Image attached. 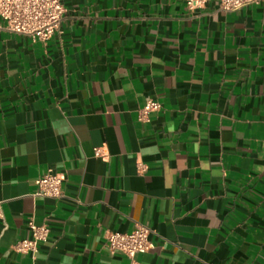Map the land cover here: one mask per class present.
Masks as SVG:
<instances>
[{
  "label": "crops",
  "instance_id": "1",
  "mask_svg": "<svg viewBox=\"0 0 264 264\" xmlns=\"http://www.w3.org/2000/svg\"><path fill=\"white\" fill-rule=\"evenodd\" d=\"M61 1L46 41L0 18V264H264V0ZM47 168L60 197L32 195ZM136 221L152 247L110 253Z\"/></svg>",
  "mask_w": 264,
  "mask_h": 264
},
{
  "label": "built area",
  "instance_id": "2",
  "mask_svg": "<svg viewBox=\"0 0 264 264\" xmlns=\"http://www.w3.org/2000/svg\"><path fill=\"white\" fill-rule=\"evenodd\" d=\"M186 8L193 10L202 7L209 0H183ZM222 10H233L245 4H258L261 0H213ZM64 12L61 0H0V18L4 27L10 32L24 34L32 41H46L58 28ZM160 109V103L148 99L138 109V120L146 122L149 113ZM94 154L101 155V147H93ZM64 174L53 168H47L34 179L35 189L33 196L57 198L62 195ZM1 202V200H0ZM1 215V211H0ZM29 236L16 240L11 248L20 253L34 256L41 242L49 235L46 223L27 221ZM150 229L134 222L130 231H108L105 236V247L110 253H119L129 258L137 252H144L152 247L148 238Z\"/></svg>",
  "mask_w": 264,
  "mask_h": 264
}]
</instances>
